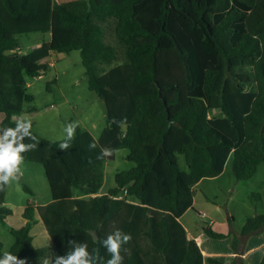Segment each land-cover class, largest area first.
Listing matches in <instances>:
<instances>
[{
  "label": "trees",
  "instance_id": "trees-1",
  "mask_svg": "<svg viewBox=\"0 0 264 264\" xmlns=\"http://www.w3.org/2000/svg\"><path fill=\"white\" fill-rule=\"evenodd\" d=\"M36 32L50 37L18 51L20 35ZM73 50L89 88L105 102L106 126L98 138L79 126L67 152L59 149L62 139L32 128L37 147L22 156L43 166L51 200L24 206L25 222L10 229L8 252L40 264L65 255L76 240L106 261L100 241L118 228L132 236L123 264H225L204 256L180 217L197 182L221 174L229 157L237 180L264 163V0H0V129L15 127L13 117L34 101L27 77L46 72L53 51ZM125 119L122 127L113 123ZM93 139L98 147L89 150ZM101 148H126L135 165L117 170L107 192L75 196L81 182L93 187L89 193L99 191L96 173L85 169L106 161L97 159ZM5 193L1 222L13 214ZM38 221L51 244L35 245ZM205 230L226 236L208 223ZM263 230L264 213L248 216L233 233V249L240 237ZM252 264H264V255Z\"/></svg>",
  "mask_w": 264,
  "mask_h": 264
},
{
  "label": "rangeland",
  "instance_id": "rangeland-1",
  "mask_svg": "<svg viewBox=\"0 0 264 264\" xmlns=\"http://www.w3.org/2000/svg\"><path fill=\"white\" fill-rule=\"evenodd\" d=\"M42 35L44 34L39 32L21 35L20 40L23 42L29 39L23 44L22 50L24 52L32 50L31 42L41 40ZM45 35L48 36L46 33ZM109 40L113 41L111 38ZM56 55L58 60H55L54 65H51L43 75L36 78L27 77V91L33 94L35 99L26 102L16 117L23 115L31 119L34 130L52 140L62 139L63 127L71 121H78L81 126L87 125L95 135L99 136L98 134L106 126V106L104 100L88 86L80 51L57 52ZM93 122L98 124L97 127L92 125ZM127 153L126 148L117 149L105 162L88 166L85 171L90 176L96 173L93 181L99 191L89 193L92 192L93 187L81 182L74 190V195L88 198L100 192H107L109 188L115 186L116 171L135 165L134 161L126 158ZM178 157L181 168L187 170L184 155L179 154ZM21 168L22 178L19 181H12L6 188L5 206L13 210V215L9 216L6 222H0L3 253L8 252L15 240L7 227L20 226L23 221L24 206L29 201L44 204L51 197L45 170L39 162L24 161ZM24 185H27L33 193L26 191ZM195 193L196 211L190 210L183 218L185 223L189 222L201 228L206 222L211 223V220H215L213 228L217 231L228 233L239 229L246 216L255 214L256 211L264 213V163L259 166L252 178L237 180L232 172V157H229L221 176L206 177L196 186ZM205 193L210 197L205 196ZM32 234L35 245H40L47 237L40 221L34 224ZM217 243L227 244L228 241L221 238Z\"/></svg>",
  "mask_w": 264,
  "mask_h": 264
},
{
  "label": "clouds",
  "instance_id": "clouds-1",
  "mask_svg": "<svg viewBox=\"0 0 264 264\" xmlns=\"http://www.w3.org/2000/svg\"><path fill=\"white\" fill-rule=\"evenodd\" d=\"M15 127H5L0 129V191H4L12 181H19L23 176L21 165L24 162L22 153L34 150L37 147L38 140L33 134V122L31 119L23 115L13 117ZM118 126H123L126 119L123 121H113ZM79 127L78 121L67 122L63 127V138L59 143V149L67 152L72 147V142L75 139L76 130ZM28 139L33 143L25 144ZM55 142V141H53ZM98 145L93 139L89 145V150L97 149ZM113 150L101 148L97 159L103 160L110 156ZM132 236L120 229H116L100 241L102 247L110 258L103 261L97 250L90 252L86 242H78L70 240V250L65 255H55L51 259L40 258V264H123L124 256L122 250L124 246L129 244ZM0 264H27L26 259H20L11 252H4L0 258Z\"/></svg>",
  "mask_w": 264,
  "mask_h": 264
},
{
  "label": "crops",
  "instance_id": "crops-1",
  "mask_svg": "<svg viewBox=\"0 0 264 264\" xmlns=\"http://www.w3.org/2000/svg\"><path fill=\"white\" fill-rule=\"evenodd\" d=\"M46 34H48V33H46ZM49 37H50V34H48V36H46L45 34L42 35V39H48ZM42 39L41 40H34V41H32L31 42L32 49L38 47L41 44ZM27 41H29V39H27ZM27 41H24L23 42L22 40H20V47H19L18 51L24 52L22 50L23 49V44H25V42L27 43ZM56 54H57V52L56 51H53L51 53V55L49 56V58H48L49 68H50L51 65H54V61L55 60H58V56ZM50 58H51V60H50ZM27 84H28V81H27ZM92 125L94 127H97L98 124L96 122H93ZM79 126H81V124H79ZM81 127L89 130L93 134V136L95 138H98L99 137V136L95 135L90 130V128L87 125L86 126L84 125V126H81ZM98 135H100V134H98ZM43 136H45V135H43ZM225 169H226V165H225V168H224L223 172L225 171ZM221 174H219L218 176H215L214 178H217V177L221 176ZM203 179H205V178H202L201 180H199L197 182V184L195 185V190H196V186L198 184H200L203 181ZM220 189L222 190V188H220ZM100 193H104V192H100ZM204 195L205 196H209L206 193ZM50 200H51V197L44 204L50 202ZM196 203L197 202H196V193H195V195H194V201H193L192 206L189 207L182 214V216L180 217V221L183 224V226L186 228L188 234L191 237H195V239L197 240V242H198V244H199V246H200V248H201V250H202V252H203V254H204L205 257L212 256L213 258H215V259H217V260H219V261H221V262H223L225 264H252V263L258 262V261H260L262 259L263 255H264V230L261 231V232H258V233L251 234V235H249V236H247L245 238L240 237V243H239L238 249H233V245H232L233 233L238 232L241 229L242 225L244 224V222H245V220H246V218L248 216L255 215V214L259 213L258 211H256L255 214H250V215L246 216L243 224L241 225V227L239 229H236V230L234 229V230L229 231L228 233H225L226 236L225 237H222V238L227 239L228 243L227 244H221V243H217L218 240L221 239V238H217V237L210 236L206 232V230H205L206 223H208L212 227V229L214 231L220 232V231H217V230H215L213 228V224L216 222L215 220H211V223L210 222H206L201 228H199L200 226L197 227V226H195L193 224H190L189 222L185 223L183 221V218H185V216L187 214H189L190 210H192V212H194V210L196 211V209H195ZM192 214L194 215V213H192ZM199 214H200V211H199ZM8 217L6 218V220L8 219ZM230 217H232V216H229V218ZM6 220L5 221H2V222H6ZM24 222H25V219L23 218V221L21 222L20 225H22ZM40 222L44 226L43 222L42 221H40ZM37 223H39V221ZM11 228L12 227H7V230L10 233H11V231H10ZM44 232H45V234H46L47 237H45V239L42 240V242L40 243V245H48V244H51V238H50L49 234L47 233V230H46L45 226H44ZM220 233H224V232H220ZM229 237H231V238L229 239ZM14 241L12 242V244L14 243ZM34 241H35V239H34ZM11 245H10V247H11ZM40 245H37V246H40ZM3 246H4V244H3ZM8 251H9V249H8ZM205 264H213V263L205 262Z\"/></svg>",
  "mask_w": 264,
  "mask_h": 264
},
{
  "label": "water",
  "instance_id": "water-1",
  "mask_svg": "<svg viewBox=\"0 0 264 264\" xmlns=\"http://www.w3.org/2000/svg\"><path fill=\"white\" fill-rule=\"evenodd\" d=\"M92 232H93L95 238H97V233H96V231H95V230H92Z\"/></svg>",
  "mask_w": 264,
  "mask_h": 264
}]
</instances>
